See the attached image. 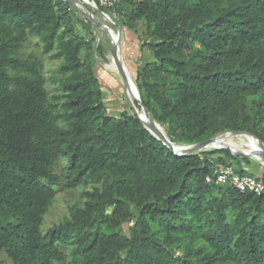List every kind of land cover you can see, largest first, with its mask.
I'll list each match as a JSON object with an SVG mask.
<instances>
[{
    "label": "trees",
    "instance_id": "16d2710c",
    "mask_svg": "<svg viewBox=\"0 0 264 264\" xmlns=\"http://www.w3.org/2000/svg\"><path fill=\"white\" fill-rule=\"evenodd\" d=\"M129 1L153 53L136 82L171 140L244 130L264 142V0ZM77 21L68 0H0V251L14 264H264V192L209 179L215 163L231 164L228 149L179 155L133 107L105 111ZM31 34L63 58L61 93L50 94L41 60L21 55ZM61 180L100 185L43 232Z\"/></svg>",
    "mask_w": 264,
    "mask_h": 264
},
{
    "label": "rangeland",
    "instance_id": "374dc122",
    "mask_svg": "<svg viewBox=\"0 0 264 264\" xmlns=\"http://www.w3.org/2000/svg\"><path fill=\"white\" fill-rule=\"evenodd\" d=\"M68 1L70 2L75 16L78 18L77 27L83 32L88 40H92V44L94 45L93 55L90 54V50H83L82 56L84 59H91L94 57L97 60V71L101 79L103 89L102 96L105 100L104 110L113 115L120 116L124 109L131 108L132 105L125 90L123 79L108 69L105 64L106 62H109V54L112 52L111 39L109 38L107 31L100 26L104 23L103 17L105 15L87 4L85 5L87 9L85 12L75 5L74 2L77 0ZM131 1L136 2L138 0ZM96 2L100 9L106 10V12H108L116 21V23L110 21L111 25L116 30H119V24L121 25V48L123 58L125 62L127 61L126 64L128 65L130 71H132L131 73L136 80L137 70H141L148 61L153 59V53L144 45V42H146L148 38L145 21L143 19L128 20L129 8L132 4L129 0H109L108 3L103 2V0H96ZM57 51L58 49H54L51 52H45L43 42L40 37L35 34L30 35L29 39L25 42L23 48L21 49L22 56L32 54L41 60L42 72L46 77V86L51 95L62 92V88L59 85V77L61 76L59 65L63 58L57 55ZM112 73L114 75H112ZM165 76L167 75L165 74ZM121 83L124 86H122ZM61 124L65 125L66 123L65 121H61ZM226 131L227 130L216 131L212 136L223 134ZM225 149H228L231 152L232 156L229 157L234 159L233 163L237 162L241 167L245 165L248 169L247 171L255 175L264 174V166L260 162L258 163V161L253 159L251 156H242L234 153L229 148ZM194 153L211 156L212 158H219V156L226 155L222 152L221 148L210 147L209 149L204 148ZM227 160L233 164L230 159ZM68 164L69 159L66 156H61L53 165V170L56 173L63 175L65 169L68 167ZM96 185L100 184L92 180H87L76 187H70L66 185L64 180H61L55 187L56 195L44 215L42 224L43 232H46L54 224L62 221L66 216H68L70 206L72 204L83 205L86 200L85 191L92 189ZM202 228L203 227L199 225V222H197V232L193 236L195 244L203 243V238L200 233ZM187 240V236H184L181 239L180 249L185 246ZM60 246L66 252L69 259L71 257L72 245L60 243ZM0 258H2L4 264H14L13 260L9 257L5 250L0 251Z\"/></svg>",
    "mask_w": 264,
    "mask_h": 264
},
{
    "label": "bare ground",
    "instance_id": "6f19581e",
    "mask_svg": "<svg viewBox=\"0 0 264 264\" xmlns=\"http://www.w3.org/2000/svg\"><path fill=\"white\" fill-rule=\"evenodd\" d=\"M75 5L80 8L81 10L86 12L85 5H93L92 0H77L74 2ZM93 7V6H92ZM93 12V11H92ZM95 12V11H94ZM97 15V14H96ZM104 23L102 27L105 31H107V34L109 38L111 39V44L115 43L118 46H121L122 39L119 36L118 30H116L110 22V19L107 16L103 17ZM99 24V23H98ZM100 45V44H99ZM98 45V46H99ZM119 62L124 63L123 53L122 49L120 50L118 57H116L112 52L109 54V62H106V67L113 71L115 74L119 75L123 80V72L122 69L119 66ZM127 62V61H126ZM125 66V65H124ZM109 71V70H108ZM124 71L128 77L125 83V90L129 96V100L131 105H135L139 109V113L143 117L146 124L154 123L155 127L159 132H166L165 127L162 125V123H158V121L152 116V114H147L144 109H142L139 104V91L136 84V80L134 79L132 75V71H130L128 65L126 64ZM112 75H114L112 73ZM120 80V79H119ZM120 82V81H119ZM122 85V83H121ZM124 86V85H122ZM168 134V133H167ZM170 135V134H169ZM171 136V135H170ZM218 139L212 142L210 145L204 147V148H229L234 149L235 151L245 152L249 156H251L253 159L257 160L258 163L260 162L264 166V155L262 154V150L264 149V144L257 138L256 135L245 132V133H236L234 132H224L223 134H218ZM238 139V140H237ZM183 142H175L174 146L175 148L181 149ZM203 148V149H204Z\"/></svg>",
    "mask_w": 264,
    "mask_h": 264
},
{
    "label": "water",
    "instance_id": "95a60500",
    "mask_svg": "<svg viewBox=\"0 0 264 264\" xmlns=\"http://www.w3.org/2000/svg\"><path fill=\"white\" fill-rule=\"evenodd\" d=\"M93 8L97 9L99 12H101L102 14H104L105 16H107L111 22L113 23H116V21L112 18V16L106 12L105 10H102L98 7L97 4H95L93 2ZM102 27H104L103 25H100ZM118 33H119V36L120 38H122V27L121 25L119 24V30H118ZM121 46H118L116 45L115 43H113L111 45V51L112 53L118 57V54L121 50ZM125 61V60H124ZM126 66V62L124 63H121L119 62V66L120 68L122 69V72H123V76H124V84L126 83V80L128 79L125 71H124V68ZM137 84V82H136ZM138 87V85H137ZM138 91H139V104L141 105V108L145 110V112L147 114H150V110L148 108V106L145 105V103L143 102L142 100V96H141V92H140V89L138 87ZM132 107L134 108L135 112H137L139 114V117L142 119V121L144 122L145 126L155 135L157 136L158 138H160L165 144H167L175 153L179 154V155H188V154H193L194 152H197L199 150H202L204 147L210 145L212 142H214L215 140L218 139V136H212V137H209L203 141H199V142H194V143H182V147L181 149L178 150V148H175L174 146V143L176 141H173L171 140V138L169 137V135L165 132H159L157 130V128L155 127V124L154 123H149V124H146L143 117L141 116V114L139 113V109L138 107H136L135 105H132ZM159 123V121H158ZM227 131H230V132H236V133H245V132H248V131H244V130H227ZM226 131V132H227ZM251 133V132H250ZM253 134V133H252ZM255 135V134H254ZM257 136V135H256ZM257 138L259 140H261L258 136ZM261 142L264 144V142L261 140ZM231 150L236 153V154H239V155H242V156H249L247 153L245 152H240V151H235L234 149L231 148ZM262 154L264 155V149L262 150Z\"/></svg>",
    "mask_w": 264,
    "mask_h": 264
},
{
    "label": "built area",
    "instance_id": "2783aa9c",
    "mask_svg": "<svg viewBox=\"0 0 264 264\" xmlns=\"http://www.w3.org/2000/svg\"><path fill=\"white\" fill-rule=\"evenodd\" d=\"M97 4L96 0H92ZM108 3L109 0H103ZM213 179L216 183L232 185L241 192L252 191L258 194L264 192V179L261 175L250 172H240L233 164L215 163L213 167Z\"/></svg>",
    "mask_w": 264,
    "mask_h": 264
},
{
    "label": "crops",
    "instance_id": "0c3cea01",
    "mask_svg": "<svg viewBox=\"0 0 264 264\" xmlns=\"http://www.w3.org/2000/svg\"><path fill=\"white\" fill-rule=\"evenodd\" d=\"M226 158H227V159H230V160L232 161V163H233V161H234L233 158H231V157H229V156H227ZM233 165H234L235 167H237V168H240V167H241L240 164L237 163V162L233 163ZM242 167L245 168V169H247V167H246L245 165H243ZM247 170H248V169H247Z\"/></svg>",
    "mask_w": 264,
    "mask_h": 264
}]
</instances>
